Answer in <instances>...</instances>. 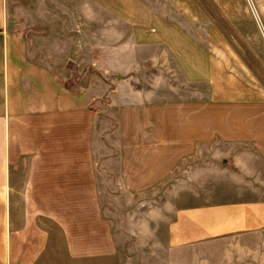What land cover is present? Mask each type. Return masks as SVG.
Wrapping results in <instances>:
<instances>
[{"label": "crops", "instance_id": "obj_1", "mask_svg": "<svg viewBox=\"0 0 264 264\" xmlns=\"http://www.w3.org/2000/svg\"><path fill=\"white\" fill-rule=\"evenodd\" d=\"M9 1L0 0V264H264L263 116L207 76V52L184 23L153 0H81L133 28L119 41L142 53L134 68L113 62L78 83L62 54L54 66L37 60L12 32ZM176 40L194 42L192 59L168 46ZM172 60L183 86L212 78L207 100L159 98Z\"/></svg>", "mask_w": 264, "mask_h": 264}, {"label": "rangeland", "instance_id": "obj_2", "mask_svg": "<svg viewBox=\"0 0 264 264\" xmlns=\"http://www.w3.org/2000/svg\"><path fill=\"white\" fill-rule=\"evenodd\" d=\"M80 1L10 0V29L24 37L37 60L45 61L42 58L44 55L52 56L46 61L54 66L61 61L54 59L55 56L62 54L63 70L66 71L69 67L74 72L73 79H78V83H86L82 81V77L87 75V79L93 69L108 68L113 62L114 67L124 69L140 64L141 45L125 46L119 41L125 35L127 39L133 28L118 27L109 12L98 9L96 5L94 10H87L86 4ZM153 2L160 14L182 21L185 32L200 40L198 52H207V62L211 67L207 69L210 70L207 76L215 75L223 91L236 86L240 96L253 99L255 112L257 115L262 114L264 121V0H167V5L162 0L160 3ZM67 6L73 8H65ZM121 46L131 53V59H119L118 50H122ZM168 46L183 50L186 52L185 56L189 52L191 59L196 50L193 41L176 40ZM68 54L77 56V59H66ZM110 55L118 58L112 59ZM172 63V71L168 74L169 84L159 85L157 90L159 98L166 96L175 98L176 101L186 99L191 102L207 100L212 78L207 77L204 82H190L189 86H183L189 83L186 82V75L181 74L175 60ZM81 67H85L87 72H83ZM154 71V68L147 71L152 78L158 77ZM98 73L95 70L94 75ZM95 79L98 83V78ZM166 84L176 85L175 92L166 89ZM146 86L150 90L154 88L150 84ZM97 94L100 96L103 91L97 90ZM153 127L156 128V125ZM151 129L153 128L149 126L148 130ZM143 142L150 146L151 138L143 139ZM178 190L177 187L174 188V191ZM167 191L165 183L158 187L159 205L165 200L162 197Z\"/></svg>", "mask_w": 264, "mask_h": 264}]
</instances>
